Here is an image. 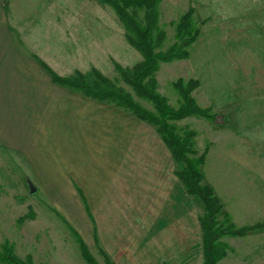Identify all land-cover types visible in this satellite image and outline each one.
<instances>
[{"label": "rangeland", "instance_id": "obj_1", "mask_svg": "<svg viewBox=\"0 0 264 264\" xmlns=\"http://www.w3.org/2000/svg\"><path fill=\"white\" fill-rule=\"evenodd\" d=\"M95 1V25H107L101 15L109 11L110 30L97 28L94 44L102 45L103 35L109 34V49L102 51L95 45V66H81L68 75L66 66L57 69L65 72L62 77L76 71L90 75L96 69L132 93L116 65L131 69L142 56L128 44L124 25L112 7ZM190 9L198 35L187 47V58L159 64L154 75L157 91L177 108L180 96L174 84L198 81L191 96L211 116H189L175 124L181 133L195 132L194 149L197 154L205 152L204 182L213 187L223 211L236 227L252 226L264 221V0H159L157 25L165 38L157 50L165 51L179 41L177 27ZM134 98L153 109L148 101ZM11 123L10 114L0 113V244L7 241L19 258L30 257L33 264H86L70 230L72 223L51 209L44 195L34 192L32 177L30 181L25 177V157L9 145ZM166 168L171 172L179 165L168 157ZM163 175L158 171L143 178L141 198L127 195L135 199L137 208L126 210L124 240L109 235H101L97 243L83 240L97 264H105L101 250L113 255L115 264H156L157 255L164 252L173 262L181 256L191 264L201 259V203L185 194L177 180L173 183ZM79 236L87 238L84 231ZM222 241L226 255L230 250L255 251L260 257L253 260L264 264V230ZM132 251L142 256L132 257Z\"/></svg>", "mask_w": 264, "mask_h": 264}, {"label": "crops", "instance_id": "obj_2", "mask_svg": "<svg viewBox=\"0 0 264 264\" xmlns=\"http://www.w3.org/2000/svg\"><path fill=\"white\" fill-rule=\"evenodd\" d=\"M95 2L0 0V113L12 117L9 145L25 157V177H32L34 192L44 195L79 234L84 231L85 242L97 243L101 235L124 240L126 210L137 208L127 195L141 198L143 178L159 171L183 185L174 169L168 172L167 158L174 160L151 125L123 108L54 83L42 65L59 76L65 72L58 66L67 67L66 75L95 66L96 46L108 50L110 40L107 34L102 45L94 44L97 28L110 30L109 11L101 15L107 25H95ZM103 252L115 264L113 255ZM137 253L129 254L142 256ZM228 253L217 264H260L253 260L260 257L255 251ZM170 257L158 254L156 264H191L182 256L177 262ZM202 261L201 249L197 264Z\"/></svg>", "mask_w": 264, "mask_h": 264}, {"label": "trees", "instance_id": "obj_3", "mask_svg": "<svg viewBox=\"0 0 264 264\" xmlns=\"http://www.w3.org/2000/svg\"><path fill=\"white\" fill-rule=\"evenodd\" d=\"M112 7L126 30V40L142 56V60L131 69L116 65L125 84L132 93L114 81L92 69L90 75L76 71L72 76L62 77L49 67L48 71L54 83L82 93L83 95L123 108L151 125L170 152L175 163L179 165L174 174L182 183L185 193L195 197L202 206L203 213L198 217L201 231L202 264H217L227 252L224 237H241L249 232L264 230V221L247 227H236L228 213L223 211V204L215 194L213 187L204 182L201 167L205 162V152L197 154L194 149L193 130L180 132L176 121L189 116L210 117L209 109L200 107L191 96L198 87L197 80L184 84L178 80L174 87L180 96L177 108L169 105L167 99L158 93L155 73L160 63L181 60L188 57L187 47L195 40L198 30L192 25V9L180 19L175 42L165 51L157 50L165 38V33L158 28L156 5L159 0H97ZM143 10V16L139 12ZM91 77V79H90ZM135 97L144 99L152 105V110L142 106ZM213 117V116H212ZM80 254L86 264H97L85 242L72 228ZM105 264H113L100 251ZM0 264H33L30 257L19 258L11 244H0Z\"/></svg>", "mask_w": 264, "mask_h": 264}, {"label": "water", "instance_id": "obj_4", "mask_svg": "<svg viewBox=\"0 0 264 264\" xmlns=\"http://www.w3.org/2000/svg\"><path fill=\"white\" fill-rule=\"evenodd\" d=\"M215 122H218V117L215 118Z\"/></svg>", "mask_w": 264, "mask_h": 264}]
</instances>
